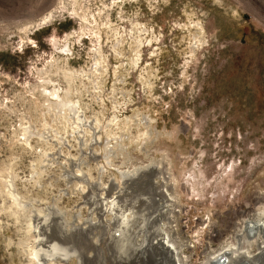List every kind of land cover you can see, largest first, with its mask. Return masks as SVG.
<instances>
[{
  "label": "rangeland",
  "instance_id": "1",
  "mask_svg": "<svg viewBox=\"0 0 264 264\" xmlns=\"http://www.w3.org/2000/svg\"><path fill=\"white\" fill-rule=\"evenodd\" d=\"M44 68L75 116L52 120L33 89ZM142 114L146 152L134 143ZM115 137L127 147L109 166L102 145ZM93 138L95 154L84 156ZM151 161L164 164L159 184L177 206L162 229L180 264L234 244L240 214L264 197V0H0V170L13 168L19 194L89 231L84 182L105 188ZM0 196V264H30L26 224L8 213L1 186Z\"/></svg>",
  "mask_w": 264,
  "mask_h": 264
},
{
  "label": "bare ground",
  "instance_id": "2",
  "mask_svg": "<svg viewBox=\"0 0 264 264\" xmlns=\"http://www.w3.org/2000/svg\"><path fill=\"white\" fill-rule=\"evenodd\" d=\"M49 18L50 16H47L44 20ZM52 65L54 64L51 63L50 66ZM38 73L42 83L33 89L43 90L42 102L43 104L47 102L45 108L52 120L75 116L77 114L75 105L68 99L67 94L64 93L62 97H59L60 89L56 88L53 82L51 86L49 85L51 83L47 77L49 69L44 68ZM51 73H53L52 70ZM64 78L67 79V77ZM31 90L29 91L31 103H29L34 107L38 97ZM139 118L135 115V122L143 125L145 132L142 133L143 136L136 137L134 143L137 149L146 152L147 144L153 137L152 131L149 130L150 119L143 114ZM20 126L23 129L18 135L20 143L23 144L30 136V132L23 123ZM186 128L187 124L182 123L178 130L185 131ZM119 140L115 137L113 143L107 142L102 145L104 152L102 158L109 166L115 157L125 153L127 141ZM88 141L91 142V140ZM88 141L80 149L84 156L88 155L86 152L90 155L95 154L93 143L96 140L93 138L90 145ZM41 154L45 157L44 162L48 163L46 156L50 154L46 152ZM86 159L81 158L77 166ZM126 160L128 156L125 157L124 161ZM163 167L164 164L161 161H151L146 166L120 172L119 179L113 178L105 188H99L101 181L84 182L88 186L82 187L81 196L86 208L91 210L88 219L94 222V225L89 226V231L73 229L70 223L66 224L64 217L58 213L54 204L46 209L34 206V203L31 204L29 198L20 195L14 187L13 180L17 174L11 170L13 168L1 169L0 186L9 196V206L11 203V208L8 207L7 211L12 212L17 219L23 218L27 238L31 240L28 248L31 252L30 264L53 262H55L53 264H68L70 259L75 260L74 264H180L173 244L162 229L165 221L168 223L173 219L174 210L177 207L166 194V187L159 184L161 180L163 183L166 180V175L162 171ZM99 168L102 170L99 174L101 177L106 170L103 165ZM71 178L69 176L68 181ZM156 180L159 181L156 182ZM253 208L254 213L253 209H249L247 213L242 212L234 224L230 233L234 244L228 245L216 255H210L206 248L203 252L205 264H264V197L257 200ZM209 225L202 221L200 226L208 229ZM210 228L211 231L208 232V229L207 232L216 234L215 229ZM252 247L256 248L255 253L248 250Z\"/></svg>",
  "mask_w": 264,
  "mask_h": 264
}]
</instances>
